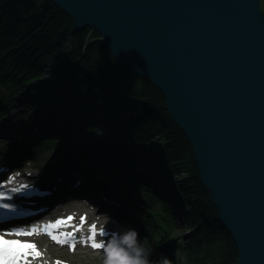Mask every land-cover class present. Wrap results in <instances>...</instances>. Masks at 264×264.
<instances>
[{
  "label": "water",
  "instance_id": "obj_1",
  "mask_svg": "<svg viewBox=\"0 0 264 264\" xmlns=\"http://www.w3.org/2000/svg\"><path fill=\"white\" fill-rule=\"evenodd\" d=\"M53 2L75 27L96 28L119 63L160 88L237 246L234 264H264L261 1Z\"/></svg>",
  "mask_w": 264,
  "mask_h": 264
},
{
  "label": "trees",
  "instance_id": "obj_2",
  "mask_svg": "<svg viewBox=\"0 0 264 264\" xmlns=\"http://www.w3.org/2000/svg\"><path fill=\"white\" fill-rule=\"evenodd\" d=\"M261 4L264 13V0ZM45 68L52 76L43 77ZM0 86L9 91L0 93L2 114L15 92L31 89L36 106L31 105L29 121L23 122L25 131L32 128V118L33 123L39 118L41 124L46 121L44 129H61L59 134L65 136L76 128L65 126L68 123L60 113L75 115V124L90 136L87 147L96 164L88 163L86 176L94 179L96 172H102L106 182L118 177L130 191L146 188L147 199L161 201L164 207L146 208L160 217L153 228L162 229L164 236L183 221V214L189 235L172 232V240L175 236L178 240L167 257L171 264H176L178 250L184 256L182 264L237 260V246L199 178L190 140L169 113L163 92L149 78L119 63L96 28L74 27L73 19L53 0H0ZM97 107L107 111L105 119L125 113L116 130L123 138L113 160L105 157L114 139L97 136L95 126L85 118L88 110ZM138 154L143 158L138 159ZM166 179L171 185L157 191L156 185ZM153 218L150 214L148 219Z\"/></svg>",
  "mask_w": 264,
  "mask_h": 264
},
{
  "label": "rangeland",
  "instance_id": "obj_3",
  "mask_svg": "<svg viewBox=\"0 0 264 264\" xmlns=\"http://www.w3.org/2000/svg\"><path fill=\"white\" fill-rule=\"evenodd\" d=\"M261 6H262V4H261ZM49 70H50L49 68H48V71H45L43 69L42 75H49L50 74ZM54 76H56V75H54ZM5 92H7V91L1 89L0 93L3 94ZM28 101L23 102L20 106L15 105L16 110L17 109L19 110V108L23 110L24 106L28 105V104H25ZM15 102H16V100H15ZM101 109H103V111ZM95 111L96 112L100 111V113H102V114L103 113H107V111L103 107L102 108L98 107ZM19 112H21V110ZM96 114H97V116H96L97 119H100L99 116H101V115L98 114V113H96ZM96 114H89V112L87 111L85 113V118H87V119L89 118L90 121H94L93 120V116L96 115ZM122 114L120 112L119 115H117V118H113L112 117L111 119H109V120H114L113 122L115 123V125H114V129L108 130L107 132H106V125H104V123L94 121L93 125H95V129L98 128V131L102 135L104 134L103 138L106 139V136H109L111 132L113 133V132H115L117 130V126H118V123L120 122V119H122L125 116V113H122ZM115 120H117V121H115ZM95 133H96L97 136L100 135L96 131H95ZM113 135H119V136H117V142L120 143L121 139L123 138L122 133L121 134H117L116 133V134H113ZM89 138H90L89 134H87L85 131H83V134H76V135H71L70 137H67V139H69L70 141H76L77 140V141H80L82 144L89 143L91 141ZM9 141H10V139L5 138V136H1L0 135V149H5L6 144ZM51 146H49L48 148H44V147L40 148L37 151V154L46 153V156H54V154L56 155V152L54 151V148L52 150H48ZM138 155L140 156V154H138ZM105 158H107V156ZM58 159H59V155L57 154L54 161L56 162V160H58ZM50 160L53 161V159H50ZM40 164L41 163L37 162V166H39ZM44 165L45 164H41L39 167H37L38 170H42V172H43L44 169H42V167ZM58 168H63L64 170L61 171L60 175L56 176L55 178L59 179V177L61 176L62 177L61 181H64L67 184V187H66L67 190L68 189L71 190L73 184H76V185L79 184V187H82L83 189H86L87 188L86 186L89 187V185H87L86 183L82 182L81 180L78 181V180H73L72 179V173L71 174L67 173V171L70 170V166H58ZM166 180H168V179H166ZM61 181H59L60 184H62ZM103 189H106L105 186L104 187H99V186L94 187V186L91 185V187L89 188V190L93 191L94 194L98 197L97 199H99V200H104V197L108 196L107 193H102L101 192V190H103ZM89 190H88V192H90ZM144 193H145V190H143L142 194H144ZM142 194H140V197L143 199ZM69 195H77V196H79L80 194H78V192H76L74 194H69ZM125 196H128V195H125ZM125 196H123V197H125ZM126 206H129V205H126ZM150 206H152L153 209H159V210L164 209L161 201H158V200H154L153 202H151ZM69 207H70V209H77V207H75L73 205H69ZM93 207L95 208L94 203L92 202L90 204V206H89V209H92ZM81 209H84V207L82 206ZM99 216L105 221L104 223L109 222V223H115L117 225H121V227L124 230L129 228V226H126V224H120V222L114 216L110 217L109 215H105V214H97L96 215V217H99ZM180 216L183 219V221H181L179 225L171 228L170 229L171 233L166 235V236L160 234L157 231V229L154 230V233L151 236H147L146 232H144L145 234H143L142 231H141V233H139L140 241L142 243L146 244L148 247H150L152 249V253H151V257H150V259L152 261L159 260V254L162 253V252H166L167 251V250L164 251V248L167 249L168 244L170 242H172L174 240L175 241L178 240V236H175V238L172 240V238H173L172 237V232H175L176 235H182V236H185V237L189 235V229L187 228V222L184 219L182 213H181ZM92 218H94V217H92ZM182 236H180L179 238H181ZM42 246L48 248L49 247V243H45V244L43 243ZM54 254L58 255V257L66 259L67 261H71L72 264H103V259H104V251H90L89 249H79V251L75 252V253L68 252L67 249L66 250L62 249V254H58L56 252H52V255H54ZM177 254H178L177 255V259H178L179 263L182 264V259L184 257L183 253L180 250H178Z\"/></svg>",
  "mask_w": 264,
  "mask_h": 264
},
{
  "label": "snow or ice",
  "instance_id": "obj_4",
  "mask_svg": "<svg viewBox=\"0 0 264 264\" xmlns=\"http://www.w3.org/2000/svg\"><path fill=\"white\" fill-rule=\"evenodd\" d=\"M29 185H22L20 188L13 189L14 192L19 193L21 189H27ZM4 194L0 193V198H3ZM5 207H10V205L5 204ZM74 219L73 215H69L66 220L68 222ZM64 218L57 219L54 223H50L49 225L45 226L47 231L48 228L57 229L58 227L64 225L66 223ZM86 218L81 217L82 223L85 222ZM37 227H33L30 231H20L17 232L16 235H33L36 233ZM76 231H79V228H76L73 232L70 233H59V232H48L51 238L56 241L57 243H67L69 239L73 241L71 247L75 249V239H76ZM99 232V235H104L105 230L99 229L97 230L96 224L93 223L90 228V236L83 238L84 242L87 243L89 240L91 241V247L94 249H104L105 243L104 242H97L96 236ZM61 236L64 239H61ZM34 255L39 257L41 253L37 249V245L34 242L22 241L19 239H7L5 238L4 234H0V264H19V262L30 255ZM57 264H61V262H57Z\"/></svg>",
  "mask_w": 264,
  "mask_h": 264
},
{
  "label": "clouds",
  "instance_id": "obj_5",
  "mask_svg": "<svg viewBox=\"0 0 264 264\" xmlns=\"http://www.w3.org/2000/svg\"><path fill=\"white\" fill-rule=\"evenodd\" d=\"M152 249L139 239L136 229L113 233L104 247L103 264H171L166 256L150 259Z\"/></svg>",
  "mask_w": 264,
  "mask_h": 264
},
{
  "label": "bare ground",
  "instance_id": "obj_6",
  "mask_svg": "<svg viewBox=\"0 0 264 264\" xmlns=\"http://www.w3.org/2000/svg\"><path fill=\"white\" fill-rule=\"evenodd\" d=\"M55 4V3H54ZM74 26V25H73ZM75 27V26H74ZM85 27H87V26H85ZM88 27H90V26H88ZM84 28V27H83ZM90 36L92 37L93 35H91L90 34ZM36 82H33L30 86H33L34 84H35ZM15 98L17 99L16 101H17V103L19 102V99L15 96ZM22 102H24V97H23V99H22ZM95 105H98V103H96ZM98 108V107H97ZM8 110L9 111H11L12 110V108H11V106L9 105V107H8ZM102 110V109H101ZM103 111V110H102ZM105 114L106 113H103V114H101V116L102 117H104L105 116ZM123 115V114H122ZM34 116H36V114L34 115ZM100 117V116H99ZM110 117H116L117 118V116H110ZM101 118V117H100ZM33 119L34 118H32V125H33ZM114 125H115V123L114 122H110V126H111V128L112 127H114ZM23 126H21L20 127V129H17V130H12V133L15 135V136H17V138H19V139H21L20 137H19V135H18V131H20L21 130V128H22ZM30 131H35V127L34 126H32V128L31 129H29ZM117 133V131H115V132H113L112 134H111V136L113 135V134H116ZM117 134H119V133H117ZM117 136H119V135H113L112 136V138L114 139V141H115V143L113 144V142L111 143V145L113 146V148H112V156L110 157V160H113V158H114V154H115V151L118 149V142H117ZM23 140H28V139H23ZM30 140V139H29ZM43 145H44V143H43ZM131 153H132V151H131ZM137 158L138 159H140L141 157L139 156V155H137ZM7 159V155L5 154V156H4V158L3 159H1V161L4 163V161ZM50 159H53V161H51ZM37 160H38V162H40V161H43L44 163H49V169H48V176L47 175H44L43 174V176L45 177V179H47L49 182H50V184H52V185H56L57 183H58V181H59V179L58 178H55L56 176H58V175H60V172L61 171H63L64 169L63 168H58V165H57V163H54L55 161V156H46V153H39L38 154V156H37ZM41 165V164H40ZM39 165V166H40ZM27 166V163L25 164V167ZM166 181V183H167V186H169V184L171 185V180H165ZM86 194H89V193H86ZM59 198V195H56L48 204H49V206H52L53 207V205L57 202L56 200ZM115 200H116V198H115ZM64 200H60V202H63ZM81 202H86V201H81ZM57 204H59V202H57ZM111 204L112 205H114L115 204V202H114V200L112 199V202H111ZM101 205L103 206L104 205V202H101ZM148 206H150V204H148ZM144 208H147L145 205L143 206ZM80 208V207H79ZM48 210V209H47ZM47 212H45V214H46ZM93 214V212L91 211L90 212V215H92ZM42 217V216H41ZM40 217V218H41ZM102 221H104V220H102ZM143 225H148V227H149V224H150V222H145V223H142ZM163 225H161V227H162ZM137 227V226H136ZM41 247V246H40ZM57 248V250H60V251H56V253H58V254H62V247H56ZM52 257H53V255H52V248H48L46 251H44L42 248H41V255L39 256V257H37L36 259H35V262H36V264H54V261L52 260Z\"/></svg>",
  "mask_w": 264,
  "mask_h": 264
}]
</instances>
